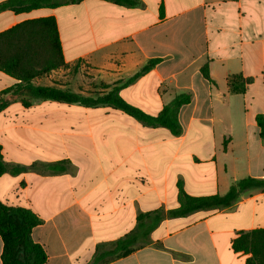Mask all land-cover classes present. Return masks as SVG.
<instances>
[{"label": "crops", "instance_id": "crops-1", "mask_svg": "<svg viewBox=\"0 0 264 264\" xmlns=\"http://www.w3.org/2000/svg\"><path fill=\"white\" fill-rule=\"evenodd\" d=\"M48 17L56 19L65 67L35 85L81 94L86 67L93 92L119 88L149 115L180 94L191 102L180 109L179 136L111 106L18 100L0 112L3 160L24 169L0 177V201L40 218L32 237L45 264H91L98 250L137 230L135 250L103 264H246L251 253L236 252L233 242L264 229V190L244 192L227 208L166 214L179 208V184L206 197L264 178L256 123L264 114V0H140L136 7L85 0L2 12L0 34ZM152 59L162 61L126 84ZM238 74L254 79L244 95L229 89ZM17 83L0 71V93ZM2 253L0 237V264Z\"/></svg>", "mask_w": 264, "mask_h": 264}, {"label": "trees", "instance_id": "trees-1", "mask_svg": "<svg viewBox=\"0 0 264 264\" xmlns=\"http://www.w3.org/2000/svg\"><path fill=\"white\" fill-rule=\"evenodd\" d=\"M85 0H7L0 3V13L12 11L27 13L42 8L55 9L70 3H80ZM119 6L136 7L140 0H102ZM163 13V7L160 9ZM161 59H152L141 68L126 84L133 83L139 77L151 71ZM65 67L59 37L57 22L54 17L23 22L9 31L0 34V71H3L19 83L0 93V112L12 102L20 100L24 106H29L28 100L56 101L76 104L83 107L111 106L121 110L126 115L138 120L148 127H162L179 136L182 126L179 121L180 109L191 102L190 94H180L167 104L160 114L154 116L127 103L120 95L119 88L97 96H86L74 93L68 89L55 86H37L34 80L54 69ZM204 77L214 84L209 76L208 65L202 69ZM254 83L253 78L242 74L231 75L228 85L232 94L244 95ZM260 129V137L264 142V114L256 116ZM0 144V177L5 173L20 174L21 167H9L3 160ZM250 190H264V178H246L233 183L225 195L193 197L186 193L179 184V208L169 211L170 218L186 217L200 210L227 208L235 204L241 194ZM140 220V219H139ZM41 224L40 218L30 209L11 207L0 201V237L3 241V264H45L48 256L42 245L32 237L33 229ZM140 226V224H139ZM140 232L133 231L119 239L109 249H100L95 253L91 264H103L129 256L138 244ZM236 252L251 253L246 264H264V229H256L243 233L233 242Z\"/></svg>", "mask_w": 264, "mask_h": 264}, {"label": "rangeland", "instance_id": "rangeland-1", "mask_svg": "<svg viewBox=\"0 0 264 264\" xmlns=\"http://www.w3.org/2000/svg\"><path fill=\"white\" fill-rule=\"evenodd\" d=\"M92 75V71H90L89 69H87L86 67L83 69V73H82V79H81V91H82V95H86V96H97L99 93L98 92H93V85L90 84V78Z\"/></svg>", "mask_w": 264, "mask_h": 264}]
</instances>
